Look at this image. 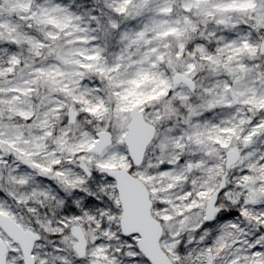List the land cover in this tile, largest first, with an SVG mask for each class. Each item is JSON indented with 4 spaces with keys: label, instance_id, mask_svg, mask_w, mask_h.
I'll return each mask as SVG.
<instances>
[{
    "label": "rangeland",
    "instance_id": "rangeland-1",
    "mask_svg": "<svg viewBox=\"0 0 264 264\" xmlns=\"http://www.w3.org/2000/svg\"><path fill=\"white\" fill-rule=\"evenodd\" d=\"M99 3L101 14L87 0H0V213L41 235L34 264H148L138 237L120 233L113 182L97 173L131 169L149 191L172 262L210 264L207 252L193 251L204 243L198 229L223 173L222 150L236 149L240 160L218 202L229 211L215 222L264 204V0ZM177 73L195 88L172 86ZM133 108L157 130L139 168L124 144ZM105 130L111 143L91 153ZM254 220L264 234V211ZM226 221L232 252L246 244L259 263L253 246L264 236L251 242L246 227ZM73 225L88 239L84 260L73 251ZM0 239L7 264H23L1 229ZM243 259L228 264H249Z\"/></svg>",
    "mask_w": 264,
    "mask_h": 264
},
{
    "label": "water",
    "instance_id": "water-1",
    "mask_svg": "<svg viewBox=\"0 0 264 264\" xmlns=\"http://www.w3.org/2000/svg\"><path fill=\"white\" fill-rule=\"evenodd\" d=\"M179 84H185L191 89L194 88V83L191 80L181 74H176L173 77V85L177 86ZM77 116V112L69 107L67 112L68 123L74 124ZM129 116L130 120L124 144L133 166L140 167L144 162L147 147L155 136L156 129L144 119L143 113L135 108L129 111ZM96 137L97 141L91 148L92 153H99L103 150L109 144L111 135L107 131H102L97 133ZM239 158V153L235 149L228 151L226 154L227 168L230 169L236 165ZM99 173L105 174L115 182V189L122 210L119 220L121 234L124 237H139L137 249L150 264H173L160 247L163 229L160 222L151 214L152 202L146 187L123 169H102ZM223 188L224 181L208 199L204 222H210L217 213L216 203ZM0 229L14 244L19 246L23 264H34L32 251L34 243L39 240V236L31 231L24 230L12 218L2 213H0ZM71 235L76 240L73 250L77 258L84 259L88 242L83 230L78 226H74ZM7 253V245L0 239V264H7ZM91 264L109 263L95 260Z\"/></svg>",
    "mask_w": 264,
    "mask_h": 264
},
{
    "label": "trees",
    "instance_id": "trees-1",
    "mask_svg": "<svg viewBox=\"0 0 264 264\" xmlns=\"http://www.w3.org/2000/svg\"><path fill=\"white\" fill-rule=\"evenodd\" d=\"M61 2V0H59ZM86 1V0H85ZM88 2H93L94 5L96 6V10L98 12V14H101V3H99L100 0H87ZM30 32H34V34H36L35 30H29ZM50 175V174H49ZM252 205V204H251ZM250 205V206H251ZM96 208L93 207L91 209ZM264 211V204L262 206L260 205H253L252 207H249V210L247 211V213H243L241 214V210H231L229 214L226 215L225 218H222L220 221H216L215 220L213 222H215L214 224H209V225H205L202 224L199 229H198V237L203 238L202 241H204L203 244H200V249H195L193 252H198L199 250H203L202 254L204 253H208V258L209 263L210 264H228L230 261H244L243 256L248 255L250 257L249 259V264H252L251 262V253L252 250L250 249V247L248 248L246 244H240L238 249L235 252H232V245L230 244V240L227 238V235L223 234V228L226 226V224L228 223L227 220L229 221H234L236 224H241L242 226L247 228V236H250V241L254 242L258 240V237L260 235H263V232L261 231V228L259 227V225H257V223L259 221H255L254 219H256V217L259 216V214ZM57 214H60L63 218L67 219L66 215L67 212L66 210H63L61 212L58 211ZM59 216V217H61ZM58 221V220H57ZM61 220H59L60 222ZM54 222H56L54 220ZM228 231L231 234H234V229L233 228H228ZM221 235V239L223 240V246H219L217 243L219 242L217 239L218 237H220ZM256 243V242H255ZM255 246H253L254 249H258V251H260V255H258L255 259L257 262V264H264V241L261 245V247H259L258 245L254 244ZM208 248V249H207ZM220 248V249H218ZM205 249H207L206 251H204ZM188 250V248H187ZM185 250V251H187ZM189 251V250H188ZM217 255H214V254ZM184 254L186 255V253L184 252ZM194 255H192L190 258L191 261H195V259L193 258ZM186 260V259H185ZM188 262V261H187ZM190 263V261H189Z\"/></svg>",
    "mask_w": 264,
    "mask_h": 264
},
{
    "label": "flooded vegetation",
    "instance_id": "flooded-vegetation-1",
    "mask_svg": "<svg viewBox=\"0 0 264 264\" xmlns=\"http://www.w3.org/2000/svg\"><path fill=\"white\" fill-rule=\"evenodd\" d=\"M156 128V127H155ZM157 131V130H156ZM210 140L211 141H214L215 140V138L212 136L211 138H210ZM229 150H231V149H229ZM229 150H227L225 153H224V150H222L221 151V154H222V158H223V154H224V158H223V161L221 160V162H222V164H224V167H223V173H222V175H221V177H220V181H219V184L217 185V187H216V189L220 186V184L222 183V181H224V188L222 189V191L220 192V194L218 195V201L217 202H219V199H220V196H221V194H222V192L225 190V188H226V185H227V182L229 181V179H230V176H231V168L230 169H228L227 168V164H226V154H227V152L229 151ZM217 156H219V155H216V157ZM145 160H146V156H145ZM145 162V161H144ZM144 164V163H143ZM187 172H188V176H190L191 174H192V172H191V168L190 167H188V169H187ZM203 175V172L201 173H198V177L199 176H202ZM87 176H91L92 177V173L89 175V174H87ZM114 185V184H113ZM216 189L212 192V194L216 191ZM114 190H115V193H116V189H115V185H114ZM211 194V195H212ZM116 196H117V201H118V204H119V200H118V195H117V193H116ZM206 204H207V201H206ZM206 204H205V209H206ZM218 204V203H217ZM218 206V205H217ZM218 209H219V211H218V213H220V211L221 210H223V209H225L224 211L225 212H228L229 210H226V208H222V207H219L218 206ZM217 213V214H218ZM118 224H119V220H118ZM81 227V226H80ZM82 228V227H81ZM83 229V228H82ZM71 231V230H70ZM34 234H36L37 236H39V238H40V240H41V235L40 234H38V233H34ZM70 236H71V233H70ZM72 237V236H71ZM73 238V237H72Z\"/></svg>",
    "mask_w": 264,
    "mask_h": 264
}]
</instances>
